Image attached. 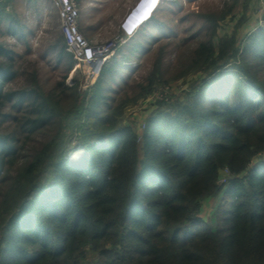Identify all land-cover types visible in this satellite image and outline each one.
Listing matches in <instances>:
<instances>
[{
	"label": "trees",
	"instance_id": "trees-1",
	"mask_svg": "<svg viewBox=\"0 0 264 264\" xmlns=\"http://www.w3.org/2000/svg\"><path fill=\"white\" fill-rule=\"evenodd\" d=\"M206 18L189 66L203 78L183 100L151 101L141 132L124 110L162 84L160 60L132 97L104 93L113 58L68 108L34 82L36 108L0 131V264H264V159L253 164L264 156V31L241 46L218 36L224 14ZM12 72L0 62V94Z\"/></svg>",
	"mask_w": 264,
	"mask_h": 264
},
{
	"label": "rangeland",
	"instance_id": "rangeland-1",
	"mask_svg": "<svg viewBox=\"0 0 264 264\" xmlns=\"http://www.w3.org/2000/svg\"><path fill=\"white\" fill-rule=\"evenodd\" d=\"M5 1L0 5V11L5 8V13H0V42L7 54H0V62L11 63L13 76L0 94V131L12 133L23 115L36 108L33 93L30 92L34 82L46 95L68 108L79 93L89 91L99 76L93 74L92 66L78 64L66 47L63 48L57 8L52 0ZM76 2L80 9V31L92 44L119 40L117 47L121 45L120 51L115 49L105 61L113 58L112 63L116 64L113 74L103 76V84L109 87L104 93L115 95L119 92L121 96H134L160 60L159 80L162 84L155 91L159 89L165 96L153 102H171L177 97L183 100L185 93L203 78L200 72L189 66L195 57L197 44L209 33L206 16L224 14V19L218 20V36L236 33L241 46L248 34L264 31V0H169L139 34L121 39L118 38L119 22L133 0ZM134 47L137 50L131 53ZM99 66L96 65L95 72ZM230 72V69L224 70L226 74ZM17 108L18 111H15ZM152 110L150 101L140 98L124 110L122 124H135L141 132L144 119ZM51 134L52 129L30 135L25 143H21L24 145L21 155H29L31 149L46 141ZM77 138L73 134L69 141L70 158H78L83 152ZM263 159L264 156H261L253 164ZM224 176L221 171L220 183H223L221 178ZM214 203L212 197L204 201L200 214L203 219L208 220L211 216Z\"/></svg>",
	"mask_w": 264,
	"mask_h": 264
},
{
	"label": "built area",
	"instance_id": "built-area-1",
	"mask_svg": "<svg viewBox=\"0 0 264 264\" xmlns=\"http://www.w3.org/2000/svg\"><path fill=\"white\" fill-rule=\"evenodd\" d=\"M52 2L57 8L59 26L67 52L71 53L73 59L78 64L92 66L94 69V73H92L98 77L105 61L117 48L119 40H114L112 43L92 44L80 31V9L76 0H52ZM6 9H8V7H6ZM118 35V38H124L120 33H118ZM97 64H100V66L95 72ZM90 70H92V68H90ZM160 92L161 90L157 89L147 100L151 102L158 100L160 96L164 97L165 94ZM222 172L225 176L221 178V182L224 183L228 171L224 169Z\"/></svg>",
	"mask_w": 264,
	"mask_h": 264
},
{
	"label": "clouds",
	"instance_id": "clouds-1",
	"mask_svg": "<svg viewBox=\"0 0 264 264\" xmlns=\"http://www.w3.org/2000/svg\"><path fill=\"white\" fill-rule=\"evenodd\" d=\"M169 0H133L124 12L118 30L124 38L139 34L154 20L163 5Z\"/></svg>",
	"mask_w": 264,
	"mask_h": 264
},
{
	"label": "crops",
	"instance_id": "crops-1",
	"mask_svg": "<svg viewBox=\"0 0 264 264\" xmlns=\"http://www.w3.org/2000/svg\"><path fill=\"white\" fill-rule=\"evenodd\" d=\"M3 1H5V0H0V5H2V3H3ZM213 201H214V198H213ZM205 205H209V203H205ZM203 207H204V203H203ZM203 209V208H202Z\"/></svg>",
	"mask_w": 264,
	"mask_h": 264
},
{
	"label": "bare ground",
	"instance_id": "bare-ground-1",
	"mask_svg": "<svg viewBox=\"0 0 264 264\" xmlns=\"http://www.w3.org/2000/svg\"><path fill=\"white\" fill-rule=\"evenodd\" d=\"M76 157V156H75Z\"/></svg>",
	"mask_w": 264,
	"mask_h": 264
}]
</instances>
